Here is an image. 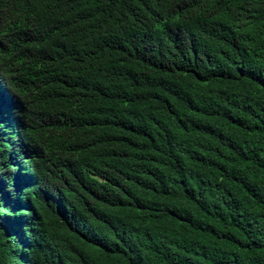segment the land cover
<instances>
[{"label": "trees", "instance_id": "16d2710c", "mask_svg": "<svg viewBox=\"0 0 264 264\" xmlns=\"http://www.w3.org/2000/svg\"><path fill=\"white\" fill-rule=\"evenodd\" d=\"M0 264H264V0H0Z\"/></svg>", "mask_w": 264, "mask_h": 264}, {"label": "bare ground", "instance_id": "6f19581e", "mask_svg": "<svg viewBox=\"0 0 264 264\" xmlns=\"http://www.w3.org/2000/svg\"><path fill=\"white\" fill-rule=\"evenodd\" d=\"M88 231V230H87ZM86 232V231H85ZM94 235H95V233H94ZM17 248V247H16Z\"/></svg>", "mask_w": 264, "mask_h": 264}, {"label": "rangeland", "instance_id": "374dc122", "mask_svg": "<svg viewBox=\"0 0 264 264\" xmlns=\"http://www.w3.org/2000/svg\"><path fill=\"white\" fill-rule=\"evenodd\" d=\"M7 122H5V124H6Z\"/></svg>", "mask_w": 264, "mask_h": 264}]
</instances>
